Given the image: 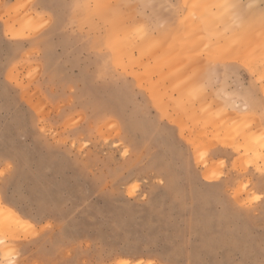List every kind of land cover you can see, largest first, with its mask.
Returning <instances> with one entry per match:
<instances>
[{
  "label": "rangeland",
  "instance_id": "obj_1",
  "mask_svg": "<svg viewBox=\"0 0 264 264\" xmlns=\"http://www.w3.org/2000/svg\"><path fill=\"white\" fill-rule=\"evenodd\" d=\"M196 1L0 0V264H264V0Z\"/></svg>",
  "mask_w": 264,
  "mask_h": 264
},
{
  "label": "bare ground",
  "instance_id": "obj_2",
  "mask_svg": "<svg viewBox=\"0 0 264 264\" xmlns=\"http://www.w3.org/2000/svg\"><path fill=\"white\" fill-rule=\"evenodd\" d=\"M193 2H194V0H193ZM206 5L205 4H203V3H199L198 2V0L194 3V9L197 11V13H198V15H200V16H202V14L201 13H203L204 12V7H205ZM225 8V7H224ZM232 10V9H231ZM230 10V11H231ZM195 11V12H196ZM201 12V13H200ZM208 12V11H207ZM218 12H220V11H218ZM232 13V12H231ZM220 15V14H219ZM224 15V12L222 13V16ZM216 16H218V15H216ZM226 17H228L227 15H225ZM104 17V16H103ZM102 16H101V18H103ZM105 19V18H104ZM239 19V18H238ZM122 21V20H121ZM120 20H118V22L116 21V20H114V21H112V22H110L109 23V30H108V32H107V35H106V41H107V43L110 45V47L112 48V51L116 54V55H120V54H122V53H124V54H127V53H129L130 52V50L132 49L131 48V45L133 44L134 46H138V45H141L142 44V42H143V40H144V38H143V36L139 39V42L138 43H136L135 41H132V38H129V37H122V38H124V39H121L120 38V35H122V36H124L125 34H126V31H125V27H124V23L123 22H121ZM193 22H194V20H192ZM240 21V20H239ZM196 22H198V21H196ZM225 23H227V22H225ZM225 23H224V25H225ZM244 23V22H243ZM190 24H192V22L190 21ZM216 25V24H215ZM227 25V24H226ZM233 25V24H232ZM190 26V25H189ZM195 26H196V24L194 25V27L193 26H191V27H193L194 28V30L196 29L195 28ZM212 26V25H211ZM211 26H210V28H211ZM228 26V25H227ZM190 27V28H191ZM198 27V26H197ZM213 27V26H212ZM226 27V26H225ZM176 30V29H175ZM188 30H190V29H188ZM218 30V29H217ZM232 30V27H231V29L229 28V30H227V32L229 31V34H230V32H233V31H231ZM243 30V29H242ZM219 31H221L222 32V30H219ZM179 32V31H178ZM211 32V31H210ZM214 32V31H213ZM217 33V32H216ZM219 33V32H218ZM212 34V33H211ZM258 34V33H257ZM125 36H127V34L125 35ZM226 36H227V34H226ZM225 37V36H224ZM225 38H227V37H225ZM222 39V38H221ZM254 39V38H253ZM224 41H225V39L223 40V43L222 44H220V52H221V54L223 55L224 53H225V50H224ZM220 42V41H219ZM174 43V42H173ZM175 46V45H174ZM258 47V46H257ZM241 52V51H240ZM195 86V85H194ZM194 86H192V87H194ZM197 86V85H196ZM191 87V86H190ZM192 89V88H191ZM188 90V89H187ZM186 89H185V91H183V92H186L187 91ZM193 90V89H192ZM179 92V91H178ZM190 92H191V90H190ZM190 92H187L188 93V95L190 96L191 94H190ZM183 95V94H182ZM198 99V98H197ZM185 102H187V101H185ZM195 102V101H194ZM189 105V104H188ZM207 118V117H206ZM208 118H209V116H208ZM250 139V142H251V140L254 142H256V140H254L255 138L254 137H252V139L251 138H248V140ZM257 141H258V139H257ZM254 142V143H255ZM257 144V142L255 143V145ZM260 144V143H259ZM251 145V144H250ZM249 145V146H250ZM254 144H252V146H250V147H256V146H253ZM260 146V145H259ZM261 146H263V148H264V145H262L261 144ZM251 148V149H252ZM260 148H262V147H260ZM259 148V149H260ZM254 149V148H253ZM254 151H256V148H255V150ZM261 151V150H260ZM260 153V152H259ZM263 153H264V151H263ZM263 155V154H262ZM264 157V156H263ZM2 214H4V218L6 217V216H8V217H10V218H12V219H15V220H17V221H19V222H24V220H22L21 219V217H19L15 212H13L10 208H6V210H5V212H3ZM3 220H2V217L0 216V226H3Z\"/></svg>",
  "mask_w": 264,
  "mask_h": 264
}]
</instances>
